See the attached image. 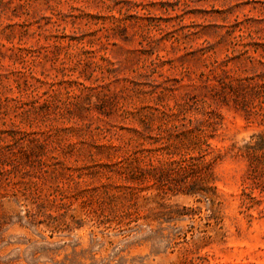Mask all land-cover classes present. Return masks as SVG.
Returning a JSON list of instances; mask_svg holds the SVG:
<instances>
[{
	"label": "rangeland",
	"instance_id": "1",
	"mask_svg": "<svg viewBox=\"0 0 264 264\" xmlns=\"http://www.w3.org/2000/svg\"><path fill=\"white\" fill-rule=\"evenodd\" d=\"M116 252L264 264V0H0V261Z\"/></svg>",
	"mask_w": 264,
	"mask_h": 264
},
{
	"label": "trees",
	"instance_id": "2",
	"mask_svg": "<svg viewBox=\"0 0 264 264\" xmlns=\"http://www.w3.org/2000/svg\"><path fill=\"white\" fill-rule=\"evenodd\" d=\"M184 209H186V208H184ZM106 228L108 229V228H110V226H106ZM118 253L119 252H116V253H114V254H110V256L107 258V260L108 261H106L105 259H102L101 260V264H110L111 263V261L113 260V259H115V257L118 255ZM12 260H9V261H0V264H9L10 262H11Z\"/></svg>",
	"mask_w": 264,
	"mask_h": 264
}]
</instances>
